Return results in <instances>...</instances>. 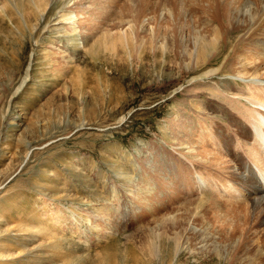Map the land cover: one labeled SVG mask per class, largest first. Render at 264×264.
Here are the masks:
<instances>
[{"label": "rangeland", "instance_id": "rangeland-1", "mask_svg": "<svg viewBox=\"0 0 264 264\" xmlns=\"http://www.w3.org/2000/svg\"><path fill=\"white\" fill-rule=\"evenodd\" d=\"M233 21L201 0H0V264H264V150L237 118L264 27Z\"/></svg>", "mask_w": 264, "mask_h": 264}, {"label": "bare ground", "instance_id": "bare-ground-1", "mask_svg": "<svg viewBox=\"0 0 264 264\" xmlns=\"http://www.w3.org/2000/svg\"><path fill=\"white\" fill-rule=\"evenodd\" d=\"M201 2H203L209 7L212 6L219 7L225 15L231 14L234 17L233 25L236 28L241 26L242 23H246L244 25H249V27L247 26L248 27L247 31L251 34L258 33V31L264 27V0H201ZM253 12L255 14H252ZM234 14H237V16H234ZM221 27H222V22L219 21V16H218V29H221ZM259 40L260 38L256 39V44L258 43ZM198 44H202V42H198ZM242 81L245 84H249L250 86L248 97L246 98V100L250 101L253 104V108H251L247 114H241V116L237 118L241 125L244 124L250 127L249 132L251 136H253L256 139L258 147L261 149V151H263L264 150V75H256V74L248 75L247 78L242 79ZM240 97L241 95L238 98ZM228 111L229 109L226 110L225 112L226 115L228 114ZM250 158L252 161H256L255 164L256 166L254 164L253 165L256 169H258L261 172L260 180L263 187L264 162H261V159H264V151L262 156L261 155L256 156V153L251 152ZM131 192L135 194V195H131L132 198L131 202L133 203L134 208H140L142 205L141 203L142 198L133 190ZM150 249L151 251H154L153 246H151Z\"/></svg>", "mask_w": 264, "mask_h": 264}]
</instances>
